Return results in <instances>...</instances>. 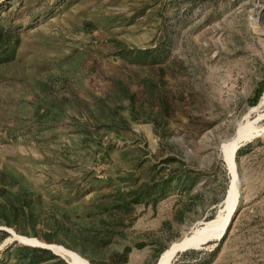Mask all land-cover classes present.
Segmentation results:
<instances>
[{
  "label": "rangeland",
  "instance_id": "1",
  "mask_svg": "<svg viewBox=\"0 0 264 264\" xmlns=\"http://www.w3.org/2000/svg\"><path fill=\"white\" fill-rule=\"evenodd\" d=\"M173 244L264 264V0H0V264Z\"/></svg>",
  "mask_w": 264,
  "mask_h": 264
},
{
  "label": "bare ground",
  "instance_id": "2",
  "mask_svg": "<svg viewBox=\"0 0 264 264\" xmlns=\"http://www.w3.org/2000/svg\"><path fill=\"white\" fill-rule=\"evenodd\" d=\"M250 129V128H249ZM249 129H248V132H250L249 131ZM244 130V129H243ZM251 130V129H250ZM253 130V129H252ZM256 131V130H255ZM255 133V132H254ZM260 134V133H259ZM238 135V134H237ZM249 135H251V134H249ZM253 135V134H252ZM244 135H242V134H240V135H238V136H236V137H234L232 140H231V142H230V146H229V153H228V161L230 162V163H232V166H233V156L234 157H236V154L234 155V151H235V149L237 148V146H238V143H239V141L241 140V138H244L243 137ZM246 138V137H245ZM227 147V146H226ZM225 151H226V149H225ZM234 168V167H233ZM235 177H236V175H235ZM236 181V180H235ZM233 182V185H232V190H234L235 189V187H236V182ZM231 190V191H232ZM234 198V197H233ZM231 199H232V196H231ZM231 203V202H230ZM230 205V204H229ZM232 209V208H231ZM229 216H230V209H229V211H228V213H227V215L223 218V220H224V224H226L227 223V221H228V219H229ZM221 220V219H220ZM222 222V221H221ZM218 223V222H217ZM223 224V223H222ZM223 224V225H224ZM221 228H223V227H221ZM217 229V228H216ZM220 229V228H219ZM211 230V229H210ZM212 230H213V227H212ZM221 230H223V229H221ZM221 230H219V231H221ZM205 233V232H204ZM210 233H211V231H210ZM201 236V235H200ZM209 236V235H208ZM205 237H207V235L205 236ZM199 238V237H198ZM200 239V238H199ZM193 240H195V238L193 239ZM192 240V241H193ZM202 240H203V238H202ZM191 241V243H194V242H192ZM198 242V241H197ZM196 242V243H197ZM200 242V241H199ZM190 243V244H191ZM177 247H180L178 244H176V245H172V247H170V249L164 254V257H162V262L160 261V264L161 263H167V261L171 258V256H172V254H173V252H175V250H176V248ZM181 248V247H180Z\"/></svg>",
  "mask_w": 264,
  "mask_h": 264
},
{
  "label": "water",
  "instance_id": "3",
  "mask_svg": "<svg viewBox=\"0 0 264 264\" xmlns=\"http://www.w3.org/2000/svg\"><path fill=\"white\" fill-rule=\"evenodd\" d=\"M223 159H224V157H223ZM233 161L235 162L234 169H235V172H236V180H237V183L239 184V182L241 181V173H240V171L237 168L236 157H234V156H233ZM226 167H227L228 171H230L227 165H226ZM3 229H5L6 231H8L6 228H3ZM28 245H34V244H28ZM34 246H38V245H34ZM42 247L47 248V249H50L48 246H42ZM186 248H189V246H186L184 249H186ZM158 261H159V259L156 261V264H158Z\"/></svg>",
  "mask_w": 264,
  "mask_h": 264
},
{
  "label": "trees",
  "instance_id": "4",
  "mask_svg": "<svg viewBox=\"0 0 264 264\" xmlns=\"http://www.w3.org/2000/svg\"><path fill=\"white\" fill-rule=\"evenodd\" d=\"M26 247H28V246H26ZM28 248H31V249H40L42 251L49 252V250H47V248H36L35 246L34 247H28Z\"/></svg>",
  "mask_w": 264,
  "mask_h": 264
}]
</instances>
